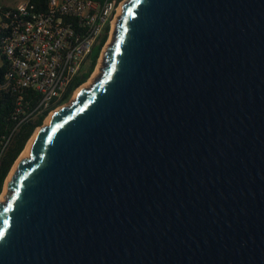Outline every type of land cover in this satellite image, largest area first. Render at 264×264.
<instances>
[{"label":"water","instance_id":"1","mask_svg":"<svg viewBox=\"0 0 264 264\" xmlns=\"http://www.w3.org/2000/svg\"><path fill=\"white\" fill-rule=\"evenodd\" d=\"M99 59L5 180L0 264H264V0H124Z\"/></svg>","mask_w":264,"mask_h":264},{"label":"built area","instance_id":"2","mask_svg":"<svg viewBox=\"0 0 264 264\" xmlns=\"http://www.w3.org/2000/svg\"><path fill=\"white\" fill-rule=\"evenodd\" d=\"M123 1L47 0L42 11H36L28 0L0 7V56L7 65L1 88L16 95L12 117L18 123L13 131L22 122L47 110L50 115L59 107L51 109L106 31L103 46L107 44ZM27 91L36 95L34 109L32 101L25 98ZM10 137L1 138L0 155Z\"/></svg>","mask_w":264,"mask_h":264},{"label":"trees","instance_id":"3","mask_svg":"<svg viewBox=\"0 0 264 264\" xmlns=\"http://www.w3.org/2000/svg\"><path fill=\"white\" fill-rule=\"evenodd\" d=\"M29 4L33 5L36 11H42L47 0H28ZM5 9V8H3ZM2 9V11H3ZM2 17L0 15V24ZM107 31L99 37L98 43L91 49L90 53L86 57L79 73L74 80L67 87L62 97L55 104L52 105L51 109L67 103L74 91L83 85L91 76L97 63V59L101 53L102 47L107 40ZM0 140L2 137H10L9 143L0 155V194L2 193L5 180L17 160L19 155L33 135L36 128L40 127L45 118L48 115L49 110L45 111L41 115L36 116L33 120L28 122H22L16 131H13L14 127L18 122L13 120L12 114L16 106V95L12 92L5 91L1 88L4 82V76L7 71V65L4 59L0 56ZM25 98H29L31 102V108L34 109L37 106L35 101L36 95L30 91L26 92ZM50 109V110H51ZM2 195V194H1ZM0 195V196H1Z\"/></svg>","mask_w":264,"mask_h":264},{"label":"rangeland","instance_id":"4","mask_svg":"<svg viewBox=\"0 0 264 264\" xmlns=\"http://www.w3.org/2000/svg\"><path fill=\"white\" fill-rule=\"evenodd\" d=\"M25 1H27V0H0V7H2L3 5H9V6H14V5H17V4H20V3H22V2H25ZM108 42H109V39H108V41H107V44H108ZM103 48H104V46H103ZM102 48V49H103ZM102 51V50H101ZM100 56V55H99ZM0 63H1V59H0ZM101 64V62H100V59H99V57H98V59H97V63H96V66H95V68H94V71H93V73L95 74V72L97 71V68L99 67V65ZM91 74V76L92 75H94V74ZM91 76L89 77V79L84 83V84H86V83H88V82H90L91 81ZM93 77V76H92ZM91 78V79H90ZM90 80V81H89ZM79 88H77L75 91H74V93H73V95H72V97H71V99L68 101V102H70L71 100H72V98H73V96H74V94L76 93V91L78 90ZM67 102V103H68ZM67 103H64V104H62V105H65V104H67ZM62 105H60L59 107H61ZM59 107H57V108H59ZM56 108V109H57ZM55 109V110H56ZM54 111V110H53ZM52 111V112H53ZM52 112H51V114H52ZM50 116L48 115L46 118H45V120H44V122H43V124L48 120V118H49ZM42 124V125H43ZM39 128V127H38ZM38 128H36L35 129V131H34V133H33V135L31 136V138L28 140V142L26 143V145H25V147H24V149H23V151H22V154H23V152L26 150V148L28 147V144L30 143V141H31V139H32V137L34 136V134L37 132V130H38ZM22 154H20V155H22ZM19 155V156H20ZM21 157V156H20ZM19 157V158H20ZM13 167V166H12ZM12 170H13V168H11Z\"/></svg>","mask_w":264,"mask_h":264},{"label":"bare ground","instance_id":"5","mask_svg":"<svg viewBox=\"0 0 264 264\" xmlns=\"http://www.w3.org/2000/svg\"><path fill=\"white\" fill-rule=\"evenodd\" d=\"M123 2H124V1H123ZM121 5H122V4H121ZM119 9H120V8H119ZM119 9H118V12H119ZM117 15H118V14H117ZM113 24H114V21H113ZM100 66H101V64L99 65V67H100ZM99 67L97 68V71L95 72V74L93 73V74H94V75H92L93 77L91 76V78H92V79L90 78L91 81H92V80L98 75V73H99ZM89 81H90V80H89ZM91 81L88 82V83H86V84H83V85L81 86V88H82V87H88L89 84L91 83ZM51 115H52V114H50L49 116L51 117ZM48 119H49V118H48ZM26 151H27V148H26V150L23 152V154L20 155L21 157L18 158V160L21 159V158H23V157L26 155ZM3 196H4V193H2V195L0 196V201L3 200Z\"/></svg>","mask_w":264,"mask_h":264},{"label":"crops","instance_id":"6","mask_svg":"<svg viewBox=\"0 0 264 264\" xmlns=\"http://www.w3.org/2000/svg\"><path fill=\"white\" fill-rule=\"evenodd\" d=\"M18 5V4H17ZM16 6V5H14ZM14 6H9V5H3L2 7H14ZM1 64V63H0Z\"/></svg>","mask_w":264,"mask_h":264}]
</instances>
